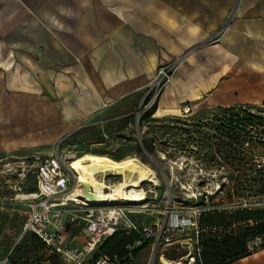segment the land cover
<instances>
[{
	"label": "crops",
	"instance_id": "crops-1",
	"mask_svg": "<svg viewBox=\"0 0 264 264\" xmlns=\"http://www.w3.org/2000/svg\"><path fill=\"white\" fill-rule=\"evenodd\" d=\"M176 58L157 114L259 106L264 0H0V157L132 114ZM229 264H264V248Z\"/></svg>",
	"mask_w": 264,
	"mask_h": 264
},
{
	"label": "rangeland",
	"instance_id": "rangeland-1",
	"mask_svg": "<svg viewBox=\"0 0 264 264\" xmlns=\"http://www.w3.org/2000/svg\"><path fill=\"white\" fill-rule=\"evenodd\" d=\"M144 94L142 90L130 115L112 112L84 123L77 132L53 144L0 157V258L12 251L13 264H62L55 255L32 243L30 235L22 233L26 208L21 196L35 187L36 164L55 153L69 156V164L78 167L111 164L127 158L137 160L157 175V187L144 184L141 189H151L149 196L154 197L153 204L160 208L197 206L224 215L264 211V195L252 197V188L261 186L259 179L264 174V122L251 121L250 127L240 123L246 127L243 138L238 124L229 127L222 122L246 119L248 115L264 116L263 102L242 109L198 107L184 117L157 111L151 115L143 108L148 98L143 99ZM143 143L150 154L142 150ZM147 214L129 216L145 222ZM251 225V221L241 222L225 230L209 231L211 235L222 236L230 231L244 232ZM205 234L206 230L202 235ZM156 252L151 258L149 248H140L135 256L132 254L130 264H144L147 257L151 264H159L160 257L186 264V253L181 249L161 247Z\"/></svg>",
	"mask_w": 264,
	"mask_h": 264
},
{
	"label": "built area",
	"instance_id": "built-area-1",
	"mask_svg": "<svg viewBox=\"0 0 264 264\" xmlns=\"http://www.w3.org/2000/svg\"><path fill=\"white\" fill-rule=\"evenodd\" d=\"M180 63V58H176L158 66L155 77L143 89V99L148 97L144 109L149 110L156 104L162 90L173 83V75ZM189 112L190 108L185 107L179 116L184 117ZM69 160V156L60 157L55 153L36 164L33 173L35 187L20 199L26 208L22 233L34 234L44 250L55 255L62 264L130 263L134 258L131 251L145 244L151 258L159 248L173 247L186 253V264H200L199 238L205 230L200 227L199 218L206 216V212L212 213L213 209L204 210L197 206L174 208L169 205L160 208L153 204L154 197L149 196L151 189L144 190L147 199L141 205L116 198L92 203L83 197V187L68 168ZM100 179L106 184L101 189L105 193L111 192L108 188L119 184L114 180L118 176H102ZM134 213H148L149 217L145 222H138L129 216ZM118 232L135 233L138 237L126 248L127 256L121 260L117 255L99 252L101 245ZM262 248L264 232L246 239L244 244L249 255ZM11 252L0 258V264H11ZM148 264H151V259Z\"/></svg>",
	"mask_w": 264,
	"mask_h": 264
},
{
	"label": "trees",
	"instance_id": "trees-1",
	"mask_svg": "<svg viewBox=\"0 0 264 264\" xmlns=\"http://www.w3.org/2000/svg\"><path fill=\"white\" fill-rule=\"evenodd\" d=\"M236 108L242 109L243 106H238ZM219 110H228L232 108H217ZM156 111V104H154L149 110V114H153ZM256 121L257 123L263 124L264 116H256V115H248L246 119H238L231 118V120H222L225 122L229 127L236 126L238 124L239 128H241V132L244 133L245 126H241L240 123L243 125L251 126V121ZM237 126V127H238ZM246 136V133L242 135V138ZM239 137V136H238ZM241 138V136L239 137ZM142 150L150 154V150L146 147V145L142 144ZM120 161V160H117ZM260 173V171H258ZM264 177V174H263ZM259 179L261 183L260 187L254 189L252 188V197H256L257 195H264V178ZM254 182V181H252ZM199 221V225L202 229L206 230L208 234L202 235L200 234L199 238V247H200V257L199 262L200 264H229L233 261H236L242 256L248 255L244 250V244L246 239L256 236L258 233L264 232V211L256 210V211H248V212H241V213H233L230 215L224 214H213L209 213L206 216H201ZM253 225L247 227L244 232H233L230 231L228 233H224L222 236H214L211 235L209 230H216V229H228L232 225H238L241 222L247 223L250 222ZM30 235L32 243L34 242L38 248L44 249L43 244L37 237L33 234ZM138 239L135 233H130L129 235H125L123 232H118L113 234L112 237L107 239L99 248V252L109 254L111 256L117 255V257L121 260L127 256V252L125 250L126 247L132 245ZM146 244L141 246L140 248H145ZM140 248H136L131 251V253L135 256L137 251ZM10 262L13 264V257L12 252L9 255ZM120 264H127V261L122 262ZM129 264V263H128ZM196 264H198L196 262Z\"/></svg>",
	"mask_w": 264,
	"mask_h": 264
},
{
	"label": "bare ground",
	"instance_id": "bare-ground-1",
	"mask_svg": "<svg viewBox=\"0 0 264 264\" xmlns=\"http://www.w3.org/2000/svg\"><path fill=\"white\" fill-rule=\"evenodd\" d=\"M69 170L79 185L83 187V197L96 203L103 200H112L114 198L125 200L126 203L132 202L134 205L143 204L145 199V191L141 186L148 184L154 187L159 185L157 175L147 166L142 165L137 160L127 158L111 164L95 163L89 166H77L74 163L69 164ZM118 176L119 184L108 188L109 193H104L102 188L106 186L101 181L102 176ZM22 198V196H21ZM159 264H181L180 261L169 262L163 257L158 258Z\"/></svg>",
	"mask_w": 264,
	"mask_h": 264
}]
</instances>
